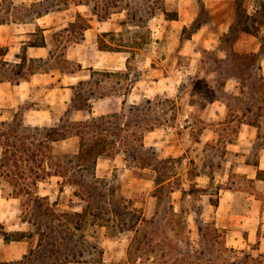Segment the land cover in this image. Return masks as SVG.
<instances>
[{
  "label": "rangeland",
  "instance_id": "obj_1",
  "mask_svg": "<svg viewBox=\"0 0 264 264\" xmlns=\"http://www.w3.org/2000/svg\"><path fill=\"white\" fill-rule=\"evenodd\" d=\"M69 1L51 0L48 4L57 9ZM91 1L102 14L119 8L127 13V24L121 33L112 35V40L139 49L134 51L128 70L112 76L106 86L114 90L115 96L132 86L127 106L136 101L144 108L137 119L129 114L109 117L103 123L108 134L120 131V141L111 146L110 154L98 159L95 176L82 175L91 192L86 199L75 193L81 191L77 185L67 184L62 190L61 176L53 175L39 183L41 196H50L51 203L57 200L53 212L60 221L55 216L41 215L27 196L7 203L14 195L12 185L1 174L0 146L2 211L12 221L21 222L18 213L22 219L37 221L42 216L45 222L55 225L67 222L73 231L72 213L86 209L98 214L88 217L85 234L90 242L86 243L101 238L99 245L103 247V257L108 259L106 264H264V253L227 245L226 229L215 225L219 190L224 184L221 180L228 174L227 160H243V152L229 145L239 142L243 119L257 122L249 160H257L264 146V0H182V17L191 23L177 33L166 19L179 17L180 0ZM37 2L0 0V21L20 18L26 12L23 6ZM46 5L44 2L42 7ZM140 18L143 21L137 27ZM151 18L154 29L149 27ZM82 23L85 20L81 18L79 24ZM244 28L256 31L253 34L263 42L262 49L257 57L235 62L236 39L247 31ZM195 32L208 38L193 37ZM59 33H53V63L74 68V63L62 62L60 51L66 40L59 41ZM205 40L209 42L204 44ZM178 45L190 53H180V59L175 61ZM143 51L154 54V60L147 59ZM1 60L4 59L0 56V65ZM140 61L155 76L145 74V69L138 67ZM182 66L184 71L178 70ZM8 82L3 81L0 86V121L21 117L27 126H53L61 121L70 104L65 101V90L61 88L64 86L19 87ZM149 84L159 86L151 93ZM98 98L101 97L93 98V102ZM148 98L152 103H147ZM221 101L227 103L226 111L221 108ZM112 113L115 112L107 114ZM99 115L102 114L77 110L71 118L78 121ZM153 124L157 126L148 130ZM80 140L73 136L51 142L47 162L63 163L64 153H78ZM237 179L240 185L247 183ZM241 203L246 204L245 198H241ZM97 222L106 225L101 227ZM29 228L36 227L29 222ZM30 237V242H39V234ZM107 242L118 243L110 246ZM45 243L47 246L49 237ZM60 243L69 249L82 242ZM91 252L92 258H100L99 253ZM86 257L89 259L88 253ZM55 258L44 254L42 261L51 263ZM62 258L60 254L59 259Z\"/></svg>",
  "mask_w": 264,
  "mask_h": 264
},
{
  "label": "crops",
  "instance_id": "obj_2",
  "mask_svg": "<svg viewBox=\"0 0 264 264\" xmlns=\"http://www.w3.org/2000/svg\"><path fill=\"white\" fill-rule=\"evenodd\" d=\"M218 1L225 2V0H216V2ZM178 4L179 17L166 19L168 25L176 33L191 23L189 19L182 17V9L184 7L182 0ZM81 18L87 24V27L84 29L83 39L79 41L73 40L70 37L74 35L73 32H64L67 36L65 37V42L72 40L66 49L67 58L81 63V70L75 73H68L60 68H53L48 72L35 73L29 80H23L20 83H13L10 80L5 81H9L8 84L10 85L19 87L64 86L61 88L65 90V101L70 103L74 95L72 86L82 79L90 78L91 68L111 72L127 71L131 63L130 59L135 54L134 51L139 48L112 40V35L121 33L127 24L126 11L119 8L118 10H112L107 15L100 14L94 11L92 5L79 3L76 0H71L68 5L58 7L35 19L24 21L9 20L7 23H1L0 47L6 45L5 48H7L6 54L1 57L12 63L22 62L23 55H26L28 58H47L55 44V34L53 33L61 32ZM153 22L154 20L151 18L149 27L152 29L155 26ZM135 26L140 27V24H136ZM201 29L202 26L199 28V31ZM246 32L236 39L235 51L259 53L263 42L251 32H247V35H245ZM196 35H199L201 38L204 36L200 32H195L193 37ZM256 37L259 39V43L257 44L255 43ZM208 42L209 40H205L204 44ZM101 45L104 47H101ZM175 51H178L174 57L175 61L180 59V53H190L188 48L186 49L179 45ZM143 53L146 54L147 59L154 60V54L144 51ZM138 67L145 69V74L155 76V72L148 69V65L143 64V61L138 63ZM184 67H179L178 70L184 71ZM153 81L158 83L157 80L153 79ZM2 84L3 81H0V86ZM148 86L152 93L155 91L154 88L159 85L149 84ZM124 98L125 95L121 92L119 96L112 94L111 96L95 99L92 113L103 115L110 112H119L122 109ZM221 105L223 111H226L228 108L227 103L221 101ZM248 120L249 118H245L241 122V137H239V142L229 144L234 146L235 151L243 152V160L240 161L234 158L227 160L228 174L225 177L223 176L221 180L224 184L221 185L219 190V199L215 209V225L219 229H226L227 245L235 248H249L264 253V146L259 150L257 160H249L254 150V142L252 140L258 130L255 128L257 126ZM259 171L262 172V176H259ZM237 177L247 183L240 185ZM1 198L0 223H3L9 231H29L31 229L29 228V222L24 221L18 213L16 215L17 218L21 219V222H18L16 219L12 221L6 216V212L2 211L3 207L1 203H3V197ZM241 198H245L246 204L243 205L241 203ZM16 200L17 197L11 196L7 200V203L12 204V201ZM11 213H14V211L11 210ZM30 238L33 237L26 236L20 240L1 242V240H7L0 236V260L13 261L22 259L25 254L29 253L38 244V242H30ZM107 243L113 246L117 245L118 242ZM110 246L109 249H111ZM112 258L113 256H110L109 259L112 260ZM107 261L108 259L104 256L101 263L88 261L72 262L71 264H106Z\"/></svg>",
  "mask_w": 264,
  "mask_h": 264
},
{
  "label": "trees",
  "instance_id": "obj_3",
  "mask_svg": "<svg viewBox=\"0 0 264 264\" xmlns=\"http://www.w3.org/2000/svg\"><path fill=\"white\" fill-rule=\"evenodd\" d=\"M51 0H40L36 4H31L30 7L23 6L22 10H26L25 14L18 18L13 17L11 20H28L35 19L55 9L54 5H49ZM79 3H87L93 6L94 11L99 12L100 8L97 4L92 3L91 0H76ZM47 5L42 7L43 3ZM69 2H66L68 5ZM33 6H35L33 8ZM39 8H38V7ZM110 12H105V15ZM153 14V13H151ZM9 20V19H8ZM6 20V21H8ZM6 21H0L5 23ZM143 21L140 18L138 24ZM87 27L86 23L79 24V21L72 23L69 27L62 30L59 34V41L67 37L65 31L73 32L71 35L73 40H80L84 38V29ZM248 32L256 33L255 30L247 28ZM64 33V34H63ZM70 39V38H69ZM72 41V40H71ZM70 40L65 42L61 47V59L63 63H74V68H64L53 63L56 57V49L52 48L50 55L47 58H28L26 55L22 56V62L12 63L7 60H1L0 65V81L10 80L13 83H20L23 80H29L31 76L39 72H48L53 68H60L68 73H75L82 69V64L71 61L67 58L66 49L71 43ZM101 47H104L101 45ZM4 47H0L3 49ZM7 48H4L0 56L6 54ZM237 56L233 60L236 62L239 59H247L251 56L257 57L258 53H240L234 52ZM233 61V63H234ZM4 65V66H3ZM118 72L102 71L91 68V76L87 79L80 80L76 85L72 86L74 90L73 98L68 105L66 112L61 117V121L53 126H27L24 120L16 118L13 120L0 121V146L2 147L1 157V174L10 182L13 187V195L15 197L27 196L33 201V207L40 211L41 215L46 217L55 216L59 221V216L53 212L54 206L58 205L57 200L51 203L50 196H41L39 194V183L45 181L48 177L58 175L63 177L61 182L62 190L65 185L79 186L80 190H76L77 195H81L83 199L90 196L91 192L89 186L85 183V179L81 178L84 174L95 176V169L98 159L106 154H110L111 146L120 140V131L108 134V128L103 123L109 117H125L132 115L136 119L140 117L144 105L140 102H133L128 105V95L132 86H126L123 92L125 98L123 100L122 110L112 114H103L99 116H90L85 120H73L72 113L77 110H85L92 113L93 98L106 97L114 94L113 89H109L106 83L110 78ZM147 103H152V99H146ZM250 123L257 125L256 120L249 118ZM125 126V122L123 124ZM157 126L153 124L148 128L152 130ZM123 126H119L120 130H126ZM73 136L80 137V149L75 154L63 155V163L47 162V152L50 149L51 142L67 139ZM113 137V138H112ZM259 176L262 172L259 171ZM173 191V190H172ZM46 200V202H45ZM52 204V205H51ZM98 217V214L90 212L86 209L84 211H75L71 215V225L74 231L70 228L69 223L64 222L62 225L57 223L45 222L41 216L39 220H32L31 218L23 217L24 221H29L36 228L29 231H9L4 224L0 223V236L5 240H20L26 236H32L34 233L40 235L39 242L36 247L32 248L29 253L20 260L1 261L0 264H70L72 262H103V247L99 245L101 238L92 243L86 238V223L89 215ZM98 225L104 227V222H97ZM199 229L203 230L199 225ZM218 229V228H217ZM49 237V243L46 246V239ZM51 238V239H50ZM51 242V243H50ZM59 242V243H57ZM60 242H82L80 245L73 244L72 247L64 246ZM100 246V247H99ZM96 251L101 256L99 259L92 258ZM86 253L89 255L86 257ZM44 254L48 256H55V260L51 263H43L42 257ZM62 254L63 258L59 259Z\"/></svg>",
  "mask_w": 264,
  "mask_h": 264
}]
</instances>
